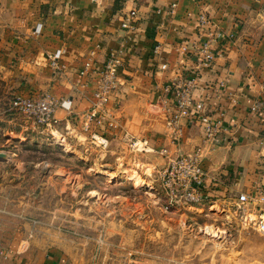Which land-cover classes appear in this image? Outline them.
<instances>
[{
	"label": "crops",
	"instance_id": "1",
	"mask_svg": "<svg viewBox=\"0 0 264 264\" xmlns=\"http://www.w3.org/2000/svg\"><path fill=\"white\" fill-rule=\"evenodd\" d=\"M171 2L176 9L166 18ZM131 8L136 20L123 27ZM200 11L225 34H233L212 66L200 69L194 88L196 98L209 97L202 112L216 118L224 110L218 141L204 145L203 167L216 178L209 183L216 189L212 199L230 204L238 193L256 188L264 194V111L251 110L264 100V0H0V103L42 92L68 100L71 108L56 109L59 120L52 129L64 132L90 159L113 154L114 159L151 165L153 172L165 160L161 148L188 152L202 143L200 122L186 120L181 138L171 141L165 108L172 94L164 89L185 78L195 64L192 51L179 54L175 44L191 45L207 37L196 20ZM164 17V31L158 34L156 26ZM157 41L161 49L154 53ZM122 46L120 84L107 103L118 125L109 128L103 122L84 131L82 113L92 107L98 69L109 51ZM57 51L55 71L51 60ZM88 57L97 69L81 74ZM229 92L233 99L227 98ZM0 120L33 126L12 111L0 114ZM6 252V264H67L53 248L14 244Z\"/></svg>",
	"mask_w": 264,
	"mask_h": 264
},
{
	"label": "rangeland",
	"instance_id": "2",
	"mask_svg": "<svg viewBox=\"0 0 264 264\" xmlns=\"http://www.w3.org/2000/svg\"><path fill=\"white\" fill-rule=\"evenodd\" d=\"M26 119L35 126L0 120V264L14 244L53 248L67 264H264V231L232 207H165L151 165L90 159Z\"/></svg>",
	"mask_w": 264,
	"mask_h": 264
},
{
	"label": "built area",
	"instance_id": "3",
	"mask_svg": "<svg viewBox=\"0 0 264 264\" xmlns=\"http://www.w3.org/2000/svg\"><path fill=\"white\" fill-rule=\"evenodd\" d=\"M175 9L176 2H171L165 9L166 18L173 16ZM157 11L160 12V9L158 8ZM136 17V10L131 8L123 16L122 26L132 27ZM166 18L164 17L157 24L158 34L164 31ZM196 20L198 26L207 34V37L191 45L185 42L175 44V49L179 54H184L191 50L196 59L195 64L189 68V73L185 78L167 84L164 89L167 93L172 94L171 104L166 105L165 108L168 112L167 126L172 133L171 141L176 143L181 138L183 131L182 120H186L200 122L203 130L202 143L188 152L172 150L169 147L161 148L160 153L165 160L161 165L154 168L153 172L164 189L165 197L167 198L165 207L172 204L183 206L213 204L219 207L220 205H225L228 209L230 207L233 208L230 212L238 215L242 223L244 222L253 228L264 231V194L260 188H256L255 191L249 193H238L235 200L230 204L212 199V193L216 189H211L209 183L215 182L216 178L215 175L203 167L204 145L213 146L218 141V135L224 129V110L220 111L216 118H212L210 114L202 112L209 97L204 94L196 98L194 96V88L200 69L212 66L216 57L225 52L226 40L231 38L230 36H233V34H225L220 27L212 23L203 11L198 13ZM123 49L124 47L122 46L117 50L109 51L98 69V79L93 89L92 107L82 113L81 128L84 131L89 130L92 125L98 126L103 122L109 128H115L118 125L109 113L107 103L112 92L120 84L118 69L123 62ZM160 49V42H155L153 44V52H159ZM90 55H93V51H91ZM58 56L59 51L52 55L51 64L55 71L59 69L56 61ZM161 67L165 68L166 64L162 63ZM96 69L91 57H88L80 73L83 74L88 70L94 71ZM219 85L224 86V81H220ZM226 96L228 99H233V95L230 92ZM58 107L70 109V101L58 99L48 92L33 95H15L10 99L8 109L0 111V114L5 115L12 111L16 115L30 118L38 126H53L59 120L55 113ZM251 110L264 111V100H257L251 106Z\"/></svg>",
	"mask_w": 264,
	"mask_h": 264
},
{
	"label": "water",
	"instance_id": "4",
	"mask_svg": "<svg viewBox=\"0 0 264 264\" xmlns=\"http://www.w3.org/2000/svg\"><path fill=\"white\" fill-rule=\"evenodd\" d=\"M0 154H2V153H0Z\"/></svg>",
	"mask_w": 264,
	"mask_h": 264
}]
</instances>
